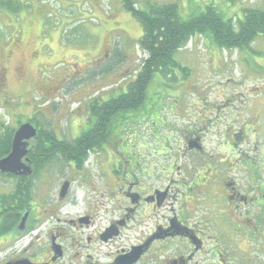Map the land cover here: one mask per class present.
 Listing matches in <instances>:
<instances>
[{
	"label": "rangeland",
	"instance_id": "1",
	"mask_svg": "<svg viewBox=\"0 0 264 264\" xmlns=\"http://www.w3.org/2000/svg\"><path fill=\"white\" fill-rule=\"evenodd\" d=\"M134 2L141 10L149 3H176L181 18L185 20L211 7L224 17L233 18L231 23L234 22V29H238L237 18L243 17L244 11H264V0H134ZM1 10L4 13L0 14V38H7L10 35L12 39L21 41L22 44L15 49L6 65L9 90L6 86L4 88L10 92V97L0 96V135L6 129L17 130L22 124L30 123L37 130V137L45 131L58 142H73L72 138L74 135L76 137L79 130L82 132L90 127L88 123L90 119L86 116V110L89 109L83 107L95 104L97 99L107 100L125 93L147 58V54L139 46L141 26L122 9L121 0H10L8 9L2 7ZM7 20L12 22L9 35L7 33L5 35L4 23L1 24V21ZM2 56L3 53L0 52V60ZM174 60L178 63V68L174 69L173 75L164 78L155 76L148 87L145 104L137 110L136 115L132 113L133 117L140 115L137 121L142 118L143 124L138 126L134 124L137 133L130 136V131L129 140L124 141V145L128 144L134 152H141L138 143L145 144L142 139L146 138L151 142L154 140L159 145L155 144L154 149L161 147L169 150L179 149L182 147L178 139L181 136L180 130L198 117L195 116L198 107L200 109L206 107L209 112L218 105L223 119L220 122L219 117L215 116L213 122L218 124L217 128L224 137L225 152H219L224 163L222 166L224 180L232 178L230 180L240 186L250 185L251 181L256 183L254 178L257 177V170H260L264 179V37L258 36L245 48L226 50L214 48L208 40L195 36L175 54ZM1 83L3 82H0V87ZM0 94L3 95L4 92ZM20 94L22 96L18 98ZM9 109L15 112L12 118L8 117ZM89 112L92 116L93 111ZM211 116L210 113L202 117L209 121ZM164 121L165 125L159 129L158 124ZM168 126L170 128H167ZM239 132L240 139L237 140L235 135ZM37 137L29 141L32 152H37L35 142ZM123 137L127 139L126 135ZM115 141L117 145L108 146L113 152L120 144L117 139ZM58 159L60 160L47 164L58 169L57 177L55 172L51 186L43 190L42 185L46 182V177H43L36 178L30 189L31 203L37 208V220L45 222L44 225L37 226L41 227V230L44 228L42 231L32 227L28 234V238L33 240L32 249L35 252L48 245L49 241L45 240V234L52 228L61 226L56 223L55 216L51 219V215H42L53 206H58L50 203L56 196L52 190L57 188L61 177L70 176L65 157ZM83 163L87 166L82 167ZM99 163L105 165L104 156ZM93 164L96 165L94 155L91 154L76 163L79 170H87L86 174L91 178L90 183L96 188L100 179L98 169ZM230 165L235 166L231 172L228 171ZM197 175V171L189 165L179 176L176 175L175 179L179 185L183 184L179 192L190 185L193 187L195 179L200 180ZM48 181L50 182L49 178ZM8 182L10 181L0 179L1 189L8 190ZM79 192L81 201L78 214H82L85 206L81 198L82 190L79 189ZM13 195L11 200L20 206L21 189H16ZM95 196L96 202L101 201L98 194ZM45 197L46 201L43 200ZM1 200L0 207L7 208L13 205L8 198ZM59 207L68 210V214L59 215L60 218L66 217V220L77 212L70 199ZM240 209L249 212L250 215L254 211L253 208L246 209V206ZM228 212L222 225L219 222L216 226L220 233H212V236L222 238L226 252L230 253L232 247L230 242L233 243L234 237L229 234ZM231 212L233 217L238 218L235 211ZM103 215L104 209L101 207V219L95 220L96 228L102 229L108 222V218L105 219ZM193 216L195 220L192 219L190 224L194 228L198 226L196 221L201 215L194 211ZM149 225L153 228L154 224L147 222L145 227ZM47 227L49 228L46 229ZM64 228L68 237L65 242L67 253L70 251L64 259L67 263L75 252L73 244L68 248L74 234L69 228ZM40 232L42 236L36 240ZM252 233L248 234L250 243L246 244L244 241L235 243L237 248L232 257L239 261L249 259L255 264H264V255L259 251L261 244ZM262 233L264 235V232ZM214 238L216 239L215 236ZM169 244L175 245L173 247ZM183 245L180 240L165 245L161 250L162 260H171ZM249 247L252 249L247 251ZM112 249L113 247L110 249L103 246L100 251L104 256ZM186 252L185 248L184 253ZM103 260L101 258L99 262L102 263Z\"/></svg>",
	"mask_w": 264,
	"mask_h": 264
},
{
	"label": "flooded vegetation",
	"instance_id": "2",
	"mask_svg": "<svg viewBox=\"0 0 264 264\" xmlns=\"http://www.w3.org/2000/svg\"><path fill=\"white\" fill-rule=\"evenodd\" d=\"M8 6H10V0H0V14L4 13L1 8L8 9ZM1 24H3L5 35H9L12 22L1 21ZM21 44V41L12 39L10 35L7 38H0V52L3 53L0 60V82L4 83H1L0 87V92L4 94L0 96L4 98L10 97V92L4 88L8 85L6 65L15 49ZM21 96V94L18 95V98ZM111 98L100 99V102L96 101L95 104L83 107L88 108L89 111L97 109V115L96 117L90 116V112L86 110V116L90 119L88 121L90 127L82 132L79 130L76 137L74 135L72 138L75 142L81 134L93 129L101 115L99 109L103 107L102 122H98L97 129H93L90 134L94 140H104L101 148L86 151L74 148L68 152H60L55 148L44 152L29 150L24 158L28 161L26 166L30 170L29 173L22 176V168L19 169L20 175L0 173L1 180L10 181L7 183L8 190L0 187V201L8 198L9 202L13 203L11 207H0V264H13L19 261H27L31 264H255L249 259L247 261L236 260L232 257V253L236 252L235 243L239 244V241L250 243L248 234L253 232L252 234L257 237L256 240L261 244L260 254L264 255V248H262L264 243L262 233L264 232V179L260 170H257V177L254 178L256 183L251 181L250 185L240 186L230 180L232 178L224 180L222 169L224 163L219 154V152H225L224 137L217 128L218 124L213 122L215 116H218L222 122L220 107L216 105V108L209 112L206 107L201 109L198 107L195 112V116L198 117L180 130L181 136L178 139L182 143L181 148L154 149L155 144L159 145L154 140L151 142L143 138L142 141L145 144L138 143L141 152H134L128 144L124 145V141L129 140L130 131V136L137 133L134 124L141 125L143 120L141 118L137 121L140 115L133 117V114L128 115L122 112L115 115V111L111 110L112 104L109 102ZM210 113L212 115L210 120H204L202 116ZM13 116H15L14 110L9 109L8 117ZM113 118L116 119L114 125H112ZM132 119L134 121H130ZM158 125L161 129L165 121ZM8 130H4L2 134L5 135ZM124 135L127 136L126 140ZM235 136L237 140L240 139V132ZM116 139L120 144L113 152L108 149V146L117 145ZM64 153H67L65 159L68 162L70 176L61 177L57 188L52 190L56 196L55 200H51L50 203L58 206H53L42 213V215H51V219L55 216L56 223L61 226L52 228L46 233L45 240L49 241L48 245L42 246L35 252L32 249L33 240L28 238V234L32 227L42 226L45 222L37 220V208L31 203L30 189L36 178L46 177V182L42 185L43 190L51 186L55 172L57 177L58 169L47 164L50 161L60 160L58 157H63ZM90 154L94 155L96 165H93L98 169V177L102 181H99V186L96 188L90 183L91 178L86 174L87 170H79L76 165L84 156L87 157ZM102 156H104V166L99 163ZM187 165L197 171L200 180L196 178L193 187L190 185L179 192L183 184L179 185L175 178L187 169ZM86 166L87 164L83 163L82 167ZM234 168L235 166L230 165L228 171L231 172ZM64 185L65 190L61 197ZM19 188L22 191L20 206L11 200L14 192ZM79 189L82 190L81 198L85 206L82 214H78L81 201ZM95 194H98L101 201L96 202ZM69 199L73 203V208H77V212L72 218L66 220V217L60 218L59 215L69 212L59 205ZM43 200L46 201V197ZM245 206L246 209H254L251 215L240 209ZM101 207L104 209V218H108V222L102 229L96 228L95 225V220L101 219ZM194 211L201 215V218L196 221L198 224L195 226L196 229L190 224V221L194 219ZM231 211H235L238 218L233 217ZM241 211L243 213H240ZM227 212L228 219H230L229 234L234 237L233 240L232 237L229 238L233 241V243L230 242L231 254L226 252L222 238L214 235L215 239L212 236L220 233L216 226L219 222L222 225V221L227 218ZM147 222L154 224L153 228L151 225L146 228ZM247 222L250 224L247 225ZM64 227L69 228L74 234L68 248L70 244H73V252L74 250L75 252H72L67 263L64 259L70 251L67 253L65 242L68 237ZM37 229L42 231L44 228L41 230V227H37ZM41 236L40 232L35 239L38 240ZM175 240L184 243L182 247L180 246L179 253L175 254L171 260H162V248ZM169 245L174 247L175 244ZM103 246L110 249L113 247V249L103 256L100 251ZM18 247L21 248L15 250ZM185 248L186 253H184ZM250 249L252 248H247V251ZM101 258L104 259L102 263L99 262ZM120 259H125V261L121 262Z\"/></svg>",
	"mask_w": 264,
	"mask_h": 264
},
{
	"label": "trees",
	"instance_id": "3",
	"mask_svg": "<svg viewBox=\"0 0 264 264\" xmlns=\"http://www.w3.org/2000/svg\"><path fill=\"white\" fill-rule=\"evenodd\" d=\"M121 6L141 26L142 36L139 46L147 54V58L136 73L134 81L127 87L126 93L110 99L111 110L115 111V115L119 112L129 115L143 107L153 78L173 75L174 69L178 68L174 56L191 38L200 37L208 40L214 48L230 50L245 48L258 36L264 37V11H244L243 17L237 18L238 29H234V22L231 23L233 18H226L211 7L185 20L181 18L176 3H149L141 10L137 8L134 0H121ZM149 94L151 98V92ZM97 101L100 100L97 99ZM92 111L93 115H91L96 117L98 110L91 109ZM99 111L101 115L93 126L94 130L97 129V123L102 122L103 107ZM115 120V118L112 119V125ZM112 127L115 128V126ZM93 129L81 134L75 142H58L43 131L35 141L36 150L44 152L55 148L60 152H68L74 148L86 151L102 147L104 140L91 138ZM13 131L8 130L5 135H0V159L10 150ZM63 156L67 158V153Z\"/></svg>",
	"mask_w": 264,
	"mask_h": 264
},
{
	"label": "water",
	"instance_id": "4",
	"mask_svg": "<svg viewBox=\"0 0 264 264\" xmlns=\"http://www.w3.org/2000/svg\"><path fill=\"white\" fill-rule=\"evenodd\" d=\"M37 137V130L30 124L25 123L18 127V129L14 132L13 138L11 141V148L9 154L0 159V173L1 174H11V175H20L19 169H23L21 171V175L29 173V168L26 166L28 164L27 159H24L28 154L29 141L34 140ZM65 190V185L61 190V197L63 195V191ZM24 220L21 222L23 224ZM121 262H124L125 259H120ZM13 264H31L27 261H19Z\"/></svg>",
	"mask_w": 264,
	"mask_h": 264
}]
</instances>
